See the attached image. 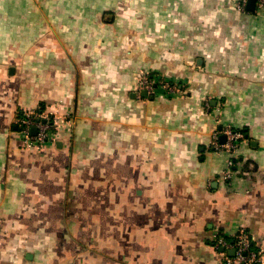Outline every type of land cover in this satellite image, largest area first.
<instances>
[{
    "label": "crops",
    "instance_id": "crops-1",
    "mask_svg": "<svg viewBox=\"0 0 264 264\" xmlns=\"http://www.w3.org/2000/svg\"><path fill=\"white\" fill-rule=\"evenodd\" d=\"M237 1L0 0V264H225L214 238L240 228L264 245V5ZM24 110L63 118L40 150ZM226 128L243 137L213 147Z\"/></svg>",
    "mask_w": 264,
    "mask_h": 264
},
{
    "label": "built area",
    "instance_id": "built-area-1",
    "mask_svg": "<svg viewBox=\"0 0 264 264\" xmlns=\"http://www.w3.org/2000/svg\"><path fill=\"white\" fill-rule=\"evenodd\" d=\"M247 0H238L237 6L242 9ZM258 7L264 5V0H256ZM154 79L148 73L141 77V88L151 93L153 90ZM166 89H175L176 87L166 81L159 82ZM63 118L57 115H50L45 111L24 110L18 117L19 133L22 145L25 148L42 149L51 140H53L54 130L58 127ZM35 127L36 132L32 133L31 128ZM226 135L224 142H219V132L213 134L212 145L215 148H226L232 150L235 142L243 137L239 130L226 128L223 130ZM234 161L229 158L222 177L230 179L232 176V167ZM213 247L219 251L224 259L225 264H264V245L254 244L251 236L244 228H240L234 234L232 241L226 239L223 235H217L213 241ZM228 249H233V254L227 253Z\"/></svg>",
    "mask_w": 264,
    "mask_h": 264
},
{
    "label": "rangeland",
    "instance_id": "rangeland-1",
    "mask_svg": "<svg viewBox=\"0 0 264 264\" xmlns=\"http://www.w3.org/2000/svg\"><path fill=\"white\" fill-rule=\"evenodd\" d=\"M143 74H144V73H141L140 78H139V87L141 86V84H140V80H141V77H142ZM59 124H61V122H59ZM59 124H58V126H59ZM56 129H57V128H56ZM56 129L54 130V132L56 131Z\"/></svg>",
    "mask_w": 264,
    "mask_h": 264
},
{
    "label": "water",
    "instance_id": "water-1",
    "mask_svg": "<svg viewBox=\"0 0 264 264\" xmlns=\"http://www.w3.org/2000/svg\"><path fill=\"white\" fill-rule=\"evenodd\" d=\"M31 132H32V133H35V132H36V128H35V127H32V128H31ZM225 136H226V135L224 134V135H223V138H224Z\"/></svg>",
    "mask_w": 264,
    "mask_h": 264
}]
</instances>
